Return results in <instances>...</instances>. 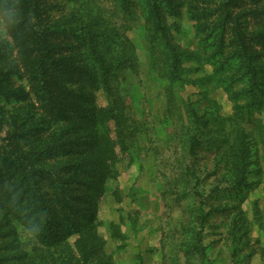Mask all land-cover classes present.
<instances>
[{"label":"rangeland","instance_id":"obj_1","mask_svg":"<svg viewBox=\"0 0 264 264\" xmlns=\"http://www.w3.org/2000/svg\"><path fill=\"white\" fill-rule=\"evenodd\" d=\"M173 1L174 6L161 9L172 42L189 55L182 60L180 81L165 76L145 0H45L48 21L64 18L98 33L114 30L132 63L114 84L124 144L121 148L118 139L115 158L108 159L112 174L102 175L94 204L98 240L91 264H264V109L243 108L242 119L236 118L235 107L244 100L233 96L241 85L221 84L215 72L219 62L212 59L220 32L211 37L199 32L187 12L188 0ZM242 1L233 13H259L258 20L248 15L240 21L250 33L258 29L256 23L264 24V0ZM0 36L14 56L2 22ZM63 40L76 45L73 37ZM246 42L264 63V38L246 37ZM228 64L229 75L236 77V64ZM83 86L97 108L108 105L103 88L91 82ZM110 129L116 139L113 121ZM241 137L245 175L237 182L234 162ZM14 225L18 250L28 253L30 264L49 255H71L70 263L81 264L75 245L79 233L66 238L62 253L20 223Z\"/></svg>","mask_w":264,"mask_h":264},{"label":"trees","instance_id":"obj_2","mask_svg":"<svg viewBox=\"0 0 264 264\" xmlns=\"http://www.w3.org/2000/svg\"><path fill=\"white\" fill-rule=\"evenodd\" d=\"M245 3L188 0L186 7L199 32L208 37L220 32L213 40L212 59L219 62L215 72L221 84L241 85L233 96L244 100L235 107L237 119H242L243 108L251 113L264 109V63L246 42V37L263 40L264 24L256 23L257 30L246 31L241 19L251 15L258 20L259 13L254 9L233 13V7ZM167 4L175 5L173 0H145L146 19L152 42L162 55L165 76L180 81L182 60L189 55L172 42L161 9ZM46 14L45 0H0V22L15 49L13 56L12 47L0 36V264H30L28 253L18 250L14 222L62 253H66L61 249L67 246L66 238L79 233L75 240L78 261L91 264L98 240L94 204L102 175L112 174L108 159L115 158L118 139L121 148L124 144L114 84L122 68L132 63L119 45L118 34L110 29L98 33L64 18L48 21ZM71 36L76 45L63 40ZM77 56H81L80 65ZM231 62L236 64V77L229 75ZM84 82L103 88L109 99L106 107L93 104ZM192 113L197 123L199 116L195 110ZM111 121L116 139L111 137ZM243 151L241 144L234 162L237 182L245 175ZM70 258L65 257V262L59 255H49L38 264H73Z\"/></svg>","mask_w":264,"mask_h":264}]
</instances>
